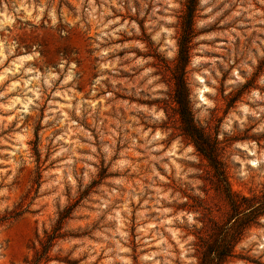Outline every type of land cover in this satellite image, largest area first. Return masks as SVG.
<instances>
[{
  "label": "rangeland",
  "instance_id": "374dc122",
  "mask_svg": "<svg viewBox=\"0 0 264 264\" xmlns=\"http://www.w3.org/2000/svg\"><path fill=\"white\" fill-rule=\"evenodd\" d=\"M185 1L0 0V216L25 209L0 225V264H25L68 205L47 264H196L202 223L182 204H225L172 110ZM193 26L194 121L232 189L259 192L264 0H198ZM235 250L227 264H264V216Z\"/></svg>",
  "mask_w": 264,
  "mask_h": 264
},
{
  "label": "trees",
  "instance_id": "16d2710c",
  "mask_svg": "<svg viewBox=\"0 0 264 264\" xmlns=\"http://www.w3.org/2000/svg\"><path fill=\"white\" fill-rule=\"evenodd\" d=\"M198 0H186L185 10L180 21V32L177 39V54L171 67L172 92L174 103L172 110L176 114L177 128L180 135L188 140L207 161V165L215 180L214 190L219 193L225 204L221 219L209 214V209L199 201L192 199L182 204L187 210L199 214L197 220L202 228L193 243L196 264H227L234 258L247 259L237 254L236 245L246 231L253 225L259 224L264 216V189L248 195L232 189L228 180L225 164L221 156V147L216 136L207 133L196 124L190 101V89L185 78L186 66L190 58L192 38L196 32L193 21L197 10ZM34 143L33 151L38 160V152ZM39 171L34 183L39 184ZM73 205H68L57 212V218L49 230L43 231V237L37 240V246L32 247L31 257L25 264H47L51 260L50 250L56 240L63 236L62 226L70 218ZM25 209L17 208L0 216V225L19 217ZM206 218L207 221H204ZM69 264H77L76 260L68 258L57 259Z\"/></svg>",
  "mask_w": 264,
  "mask_h": 264
},
{
  "label": "bare ground",
  "instance_id": "6f19581e",
  "mask_svg": "<svg viewBox=\"0 0 264 264\" xmlns=\"http://www.w3.org/2000/svg\"><path fill=\"white\" fill-rule=\"evenodd\" d=\"M201 79V78H200ZM201 81H202V79H201ZM206 90V87H205V85H203V87L199 90V95H200V97L202 98V93L204 92Z\"/></svg>",
  "mask_w": 264,
  "mask_h": 264
}]
</instances>
